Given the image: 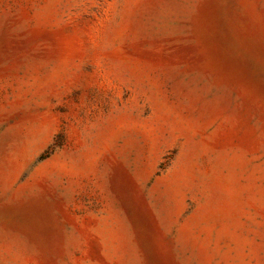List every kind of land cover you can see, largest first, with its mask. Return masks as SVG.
Here are the masks:
<instances>
[{"label": "rangeland", "instance_id": "374dc122", "mask_svg": "<svg viewBox=\"0 0 264 264\" xmlns=\"http://www.w3.org/2000/svg\"><path fill=\"white\" fill-rule=\"evenodd\" d=\"M0 264H264V0H0Z\"/></svg>", "mask_w": 264, "mask_h": 264}]
</instances>
